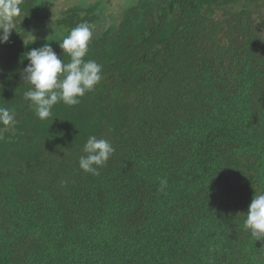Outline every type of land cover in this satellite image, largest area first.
<instances>
[{"label":"trees","instance_id":"trees-1","mask_svg":"<svg viewBox=\"0 0 264 264\" xmlns=\"http://www.w3.org/2000/svg\"><path fill=\"white\" fill-rule=\"evenodd\" d=\"M63 1L23 0L0 43L18 121L0 131V264H264L244 227L264 194V0ZM84 22L103 79L40 120L26 55L69 62ZM92 135L115 147L99 175L79 167Z\"/></svg>","mask_w":264,"mask_h":264},{"label":"clouds","instance_id":"clouds-1","mask_svg":"<svg viewBox=\"0 0 264 264\" xmlns=\"http://www.w3.org/2000/svg\"><path fill=\"white\" fill-rule=\"evenodd\" d=\"M22 3L23 0H0V43L8 42L16 20L22 15ZM93 34L94 26L84 22L59 42L63 56L67 54L70 57L69 62L60 59L50 43L27 53L29 63L22 75L29 87L24 92V99L29 101V106L40 120L50 119L53 107L59 102L68 106L79 105L81 98L94 91L102 81L103 65L96 60L86 59ZM17 122L14 111L0 107V125H3L0 131L14 130ZM83 152L86 155L79 159L80 169L99 175L98 169L107 164L115 153V147L108 140L92 135L84 145ZM167 183L166 178L160 180L161 191L167 187ZM244 227L256 241L264 240V194L254 196Z\"/></svg>","mask_w":264,"mask_h":264},{"label":"rangeland","instance_id":"rangeland-1","mask_svg":"<svg viewBox=\"0 0 264 264\" xmlns=\"http://www.w3.org/2000/svg\"><path fill=\"white\" fill-rule=\"evenodd\" d=\"M63 0H58V2L60 3L57 7L61 8L63 7L64 1ZM112 3L114 4V6H116L117 4L121 3V0H112Z\"/></svg>","mask_w":264,"mask_h":264}]
</instances>
